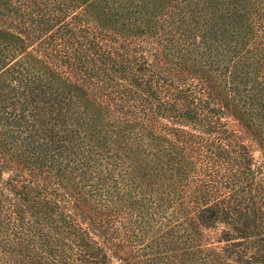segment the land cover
<instances>
[{"label": "trees", "instance_id": "obj_1", "mask_svg": "<svg viewBox=\"0 0 264 264\" xmlns=\"http://www.w3.org/2000/svg\"><path fill=\"white\" fill-rule=\"evenodd\" d=\"M0 24V264H264V0Z\"/></svg>", "mask_w": 264, "mask_h": 264}, {"label": "rangeland", "instance_id": "obj_2", "mask_svg": "<svg viewBox=\"0 0 264 264\" xmlns=\"http://www.w3.org/2000/svg\"><path fill=\"white\" fill-rule=\"evenodd\" d=\"M147 1H149V2H153L154 0H134V6H135V8L138 9V7H139L140 5H142L143 3H147ZM213 1H217V0H213ZM221 1H222V0H221ZM224 1H229V3H231L233 6L241 5V4H243L245 1H251V2H255L256 4H258V0H224ZM237 9H239V8H237ZM6 28H8V27H5L4 25L0 24V49H1L3 46H7V45H10V43L15 42V40H12L11 37L8 36V34L11 33V32H9V30L6 29ZM6 30H7V35H5V33L2 32V31H6ZM20 32H22V31H20ZM24 36H25L24 33H22V35H20V37H22V38H23ZM10 47H11V46H10ZM18 54H20V52H16L15 57L18 58ZM4 62L7 64V63L10 62V61L5 60ZM11 64H12V63H11ZM11 64H10V65H11ZM8 70H9V66H8ZM8 172H9V171H7V170H5V171L3 172V177H4V179H6V178L8 177Z\"/></svg>", "mask_w": 264, "mask_h": 264}]
</instances>
